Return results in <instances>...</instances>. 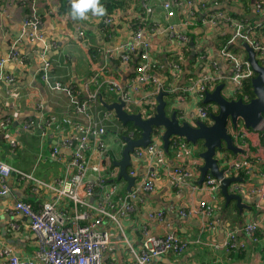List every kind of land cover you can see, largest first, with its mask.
I'll list each match as a JSON object with an SVG mask.
<instances>
[{
  "label": "crops",
  "instance_id": "1",
  "mask_svg": "<svg viewBox=\"0 0 264 264\" xmlns=\"http://www.w3.org/2000/svg\"><path fill=\"white\" fill-rule=\"evenodd\" d=\"M163 1L170 2L173 16H167V11L161 7ZM201 1L117 0L118 7L103 16L89 14L85 19H73L71 10L64 6V0H0V59L8 54L15 41H18V52L25 58L22 64L10 61L3 68L14 77V82H0V160L42 183L51 184L63 179L67 173L69 150L60 149L56 156L50 155L51 147L57 145L60 135L47 141L41 138L36 128L27 131L23 125L28 121L38 124L49 115L67 116L80 122L82 118L75 113L65 92L51 90L43 83L39 75L41 68L47 63L50 81L66 86L70 83L80 85L104 66L112 78L121 86H126L133 74V64L123 66L117 57L110 58L107 51H114L121 44L130 42L138 26L143 34L142 40L149 42L150 56L158 63L154 71L158 81L164 88L175 89L166 93L163 100L166 102L170 98L175 101L173 111L179 118L193 124L199 104L190 95L181 99L178 88L185 85L188 79L205 73L228 76L231 72L230 65L220 53L224 42L231 37V30L225 23L212 26L203 22V12L196 7ZM257 1L260 0H255V3ZM187 2L194 5L192 10L188 9ZM249 6L248 12L238 0H222L213 10H225L234 18L240 17L250 23L263 22L264 11L256 15L255 4L252 5L250 0ZM33 17L37 19V32L42 37V43H32L23 36V21ZM170 27L174 32L191 38L188 57H184L181 43L170 38ZM80 30L84 32L85 40L78 36ZM189 32H193L194 37ZM260 34L261 30L254 29L251 36L258 38ZM191 43L193 46H190ZM201 56L205 58L201 60ZM177 57H180L182 72L174 78L168 62ZM212 64H215L214 68ZM223 85V95L228 97L232 94V85L228 81ZM143 92L140 91L141 94ZM116 100L114 95L104 93L99 107L89 112V117L107 130L104 138L107 152L100 163L105 168L115 167L112 160L120 158L122 144L117 133L121 123L114 117L109 122L101 118L106 109L103 103L110 104ZM247 141L255 173L249 179L241 180L243 192L239 195L243 206L238 208L233 200L226 202L219 191L217 198L208 202L212 207L210 216L194 213L183 217L179 214L180 210H198L200 202L207 200L198 180L194 184L196 189L180 190L170 183L155 156L145 155L132 163V168L138 173L153 172L155 188L143 195L136 212L129 219H122L120 227L103 220L101 229L109 233L111 245L103 255L102 264H130L132 256L123 238L138 251L143 230L149 235L175 231L182 239L191 242L182 254L161 255L151 259L149 264H264V202L250 193L253 188L264 186V145L262 138L254 134L247 137ZM200 152L195 156L190 154L198 168L202 165ZM164 158L169 166H176L180 161L171 149L164 151ZM88 177L95 178L91 174ZM6 185L8 193L0 194V251L8 248L20 260H31L36 250L35 238L28 228V220L14 214L12 208L16 201H27L34 208H39L53 198L52 192L43 186H35L34 181L18 173H11ZM126 185L123 183L124 192H127ZM94 201L91 200L92 203ZM56 208L66 211L67 216L73 218V202L68 198L60 199ZM154 211H163V219L150 218L148 215ZM208 222H212L211 228L201 231ZM250 222H255L258 227L256 242L251 241L242 230L243 225ZM12 223L16 227L11 228ZM231 231L237 245L243 248L227 250L222 247ZM197 239L199 241L195 243ZM0 264H6L5 259L0 257Z\"/></svg>",
  "mask_w": 264,
  "mask_h": 264
},
{
  "label": "built area",
  "instance_id": "2",
  "mask_svg": "<svg viewBox=\"0 0 264 264\" xmlns=\"http://www.w3.org/2000/svg\"><path fill=\"white\" fill-rule=\"evenodd\" d=\"M177 2L175 3L177 4ZM221 2L222 0H203L196 5L203 12L202 21L212 26H216L218 23L227 24L231 30V37L227 44L232 46L237 43L240 45L247 43L256 53L258 62L264 65V21L256 22L252 27L246 26L242 20L235 19L225 10H213V8H218ZM187 6L189 10H192L194 5L187 2ZM161 7L167 11V16H173L169 1H163ZM262 11H264V0L257 1L254 6L256 15ZM37 24V19L34 17L27 18L22 23L23 36L32 43H42V37L37 32ZM185 25L187 24L185 23ZM254 29L261 30L258 38L251 36ZM169 34L170 38L179 41L182 46H186L189 42V38L185 34L174 32L172 27L169 28ZM78 36L85 40L82 30L78 32ZM142 38L143 34L138 26L130 42L121 44L114 51H107L110 58L117 57L123 66L133 64V74L126 86H121L115 78H112V74L104 66L91 74L80 85L70 83L63 86L50 81L47 74L49 66L47 63L43 64L39 74L40 79L49 89L65 92L75 113L80 115L82 121H73L67 116L49 115L38 124L28 121L23 125V129L27 131L36 128L41 138L47 141L52 140L57 134L60 135L57 145L51 147L50 155L56 156L60 149L69 150L67 173L63 179L55 180L51 184L42 183L30 175L16 171L0 160L1 195L9 191L6 180L10 174L18 173L21 177L34 181L35 186L49 189L53 196L39 208H34L27 201L14 203L12 212L20 214L28 220V228L35 238L36 250L33 259L20 260L11 249H2L0 257L5 259L6 264H102L103 255L111 245L109 233L101 229L103 220L107 219L120 227L122 219H129L136 212L139 203H142L143 195L151 193L155 188L153 172L138 173L132 168V163L145 155L155 156L156 162L163 166L165 176L169 178L175 188L180 190L183 188L196 189L194 184L200 176L198 164L190 158V143L179 137H171L169 141V148L180 160L176 166L167 164L159 133H153L151 143L146 147L134 149L131 154V166L127 171L128 175L134 178L133 186L129 192L123 191V183L126 185L125 181L117 180V167H114L117 168L114 172L111 168L100 165L102 156L107 152L104 142L107 130L103 125L98 126L94 119L89 117V112L92 108L95 110L97 106L99 107L102 93L115 95L116 102L121 101L126 112L140 113L142 118H149L155 111L156 95L159 92L172 93L175 91L170 87L164 88L158 81L154 74L158 63L148 52V40H142ZM17 43L18 41H15L8 54L0 59V82L6 84L14 82V77L3 69L7 62L24 63L25 58L18 52ZM220 53L231 67L230 75L205 73L198 78L188 79L185 85L178 88L181 99L190 95L199 104L196 109L195 122L201 121L206 124L211 122L209 116L217 112V106L214 104L201 106L200 103L203 102L205 92L212 91L218 84H223L226 81L232 85V94H229L228 97L223 95L224 97L228 99L240 98L245 103L249 102V97L244 92V83L251 81L254 73L246 57L226 49L220 50ZM204 58V56L200 57L201 60ZM179 60L180 57H177L168 62L169 71L174 78L182 72ZM212 67L214 68L215 64H212ZM141 90L144 91L142 94ZM138 94L140 96L135 97ZM113 117L116 119L113 111L108 109H105L101 115L102 121L106 122H109ZM195 122L188 123L194 125ZM261 123L255 129H246L241 124H238L237 128L229 126L233 145L242 149L243 153L230 155L225 149L216 152V159L223 170L224 178H241L240 175H243L245 179H249L254 176L255 171L249 154L247 137L251 134L259 137L261 135L264 145V125L262 127ZM139 135L140 132L137 129L129 130L125 134L131 139H136ZM117 137H119L118 133ZM122 137L124 136L118 138L122 144L121 149L124 146ZM114 160L116 159L112 161ZM89 174L94 175L95 178H89ZM201 187L204 189L208 201L200 202L198 210H180L181 216L188 217L194 213L210 216L212 207L208 202L214 201L219 195L220 181L206 175ZM230 192L242 193V182H234L230 187ZM250 193L257 195L264 202V186L253 188ZM62 198H68L73 202V218L67 216L66 211L56 208V203ZM91 200L95 201L92 203ZM261 206L259 207L261 208ZM148 216L162 220L164 213L163 211H154ZM211 224L212 222H208L201 231L211 228ZM14 227L16 226L12 223L11 228ZM242 230L251 241L258 240V227L255 222L246 223ZM198 241L199 239L195 240V243ZM123 242L132 256L130 264H149L151 259L165 254L180 255L191 244L190 241L177 235L175 231H169L162 235H149L145 230L142 231L138 251H135L124 238ZM222 247L227 250L243 248L242 245H237L233 231L227 234V239Z\"/></svg>",
  "mask_w": 264,
  "mask_h": 264
},
{
  "label": "water",
  "instance_id": "3",
  "mask_svg": "<svg viewBox=\"0 0 264 264\" xmlns=\"http://www.w3.org/2000/svg\"><path fill=\"white\" fill-rule=\"evenodd\" d=\"M252 5L255 0H250ZM190 46H193L191 43ZM242 47L246 53L254 77L250 81L253 98L245 103L240 98L228 99L223 96V84H218L212 91L205 92L203 103L214 104L217 106V112L210 114L211 122L206 124L196 121L194 125L186 121H181L175 111L168 116L165 112L166 102L163 97L165 92H159L155 97V111L149 118H142L140 113H128L124 110V104L121 101L110 104L103 103L104 107L113 111L116 119L122 125L131 124L138 129L140 135L136 139L127 136L122 137L124 146L120 151V158L113 161V165L118 168L117 180L126 182V190L130 191L133 186L134 178L127 173L131 166V154L135 148H144L151 143L154 132L160 134L162 149L168 152L169 141L171 137H179L186 142L195 145L202 143L203 150L199 154L202 165L199 167L198 184L201 185L206 175L220 181V191L226 202L235 201L236 206L241 208V197L239 194L231 193L228 187L234 182H241L239 177H223V170L220 168L216 159V152L225 149L232 154H242L243 150L234 146L229 126L237 128L238 124L246 129H255L263 121L264 114V65H261L256 57L254 50L243 43ZM193 56L194 52L191 53Z\"/></svg>",
  "mask_w": 264,
  "mask_h": 264
},
{
  "label": "trees",
  "instance_id": "4",
  "mask_svg": "<svg viewBox=\"0 0 264 264\" xmlns=\"http://www.w3.org/2000/svg\"><path fill=\"white\" fill-rule=\"evenodd\" d=\"M219 1H221V0H219ZM238 1H240L242 4H243V6H244V8L249 12V10H250V6H249V0H238ZM101 4L105 7V9H106V12H111L114 8H116V7H118V2H117V0H101ZM64 6H65V8H67V9H70L71 10V0H64ZM230 16H232V17H235L234 15H232V14H230ZM238 18V19H237ZM235 19H237V20H242V22L246 25V26H253L254 24H256V23H253L252 21V23H250V22H248V21H246V20H244V19H241L240 17H236ZM188 32V31H187ZM189 35L191 36V37H194L193 36V32H189ZM191 39V38H190ZM190 39H189V41H190ZM229 39H230V36H229ZM229 39L228 40H226L225 42H224V45L222 46V48H221V50L222 49H226V50H229V51H231V52H233V53H235V54H242L243 56L245 55V57H246V53L244 52V49H243V47H242V45H240V44H234V45H232V46H229L228 44H227V42L229 41ZM188 45H189V43L186 45V46H183V51H184V57L186 58V57H188V54H189V52H188ZM172 59H174V58H172ZM244 92H245V94H247L248 95V97H249V100L250 99H252L253 98V92H252V89H251V85H250V81H247V82H245L244 83ZM104 96V93H102L101 94V97H103ZM115 96V95H114ZM108 104V103H107ZM200 105L201 106H207L206 104H204L203 102H201L200 103ZM176 115H177V113H176ZM177 117L179 118V116L177 115ZM263 121H264V114H263ZM127 126V125H126ZM126 126L124 127V126H120V129H119V131H118V138H120L121 136H125V134H127V132L129 131L128 129H126ZM128 126L131 128V125H129L128 124ZM133 129H136V128H134L133 127ZM128 130V131H127ZM138 130V129H137ZM139 131V130H138ZM155 133H158V132H155ZM138 135V134H137ZM260 138H262L261 137V135H260ZM170 148H168V150H169ZM228 153L230 154V155H232V153H230L229 151H228ZM240 177L243 179V180H245L244 179V177H243V175H240Z\"/></svg>",
  "mask_w": 264,
  "mask_h": 264
},
{
  "label": "clouds",
  "instance_id": "5",
  "mask_svg": "<svg viewBox=\"0 0 264 264\" xmlns=\"http://www.w3.org/2000/svg\"><path fill=\"white\" fill-rule=\"evenodd\" d=\"M105 12L101 0H71L70 16L73 19H85L89 14L103 16Z\"/></svg>",
  "mask_w": 264,
  "mask_h": 264
},
{
  "label": "rangeland",
  "instance_id": "6",
  "mask_svg": "<svg viewBox=\"0 0 264 264\" xmlns=\"http://www.w3.org/2000/svg\"><path fill=\"white\" fill-rule=\"evenodd\" d=\"M175 101H173V100H171L170 98H168V99H166V107H165V112H166V114L169 116L170 115V113L173 111V109H174V107H175V103H174ZM129 125H131V124H129ZM263 125H264V121H262V123H261V126L263 127ZM124 127L126 126V125H123ZM261 127V128H262ZM126 129H128V130H134L133 129V126H131V128L127 125L126 126ZM127 130V131H128ZM114 149V146L112 147V149L111 150H113ZM121 149V148H120ZM189 150H190V154H191V156L193 155V156H195V155H198V152L199 151H202L203 150V147H202V143L201 142H198L197 144H195V145H192V144H190L189 145ZM118 151V149L117 150H115V153ZM121 151V150H120ZM111 153V152H110ZM118 156H119V154H118ZM114 172H116V170H117V168H114V167H112L111 168Z\"/></svg>",
  "mask_w": 264,
  "mask_h": 264
}]
</instances>
